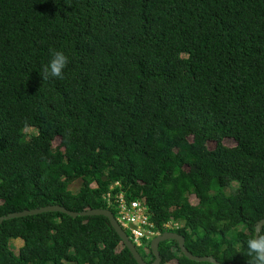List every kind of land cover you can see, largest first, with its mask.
<instances>
[{
	"label": "trees",
	"instance_id": "1",
	"mask_svg": "<svg viewBox=\"0 0 264 264\" xmlns=\"http://www.w3.org/2000/svg\"><path fill=\"white\" fill-rule=\"evenodd\" d=\"M120 195L195 257L264 264V0H0V219ZM0 264L138 263L107 218L50 212L0 225Z\"/></svg>",
	"mask_w": 264,
	"mask_h": 264
},
{
	"label": "water",
	"instance_id": "2",
	"mask_svg": "<svg viewBox=\"0 0 264 264\" xmlns=\"http://www.w3.org/2000/svg\"><path fill=\"white\" fill-rule=\"evenodd\" d=\"M63 213L66 214L72 218H78V217H105L110 221V224L112 228L115 230V232L120 237L122 244L130 251V253L133 255L134 259L138 264H148L144 261L143 257L140 255L139 251L136 249V247L133 245V243L130 241L128 235L123 230V228L119 225L114 215L108 211V210H88L82 213H73L69 212L63 207L60 206H49L42 209H36L32 211H24L22 213L18 214H12L9 217L1 218L0 219V225L5 220L10 219H17V218H23L27 216H33V215H39L43 213ZM264 229V219L257 225L256 227V233H255V241L256 245L260 251L261 256L264 258V250L262 249L260 245L259 236L260 233ZM168 241H174L178 243L179 249L181 253L190 261L198 262V263H211V264H220L215 258L213 257H195L191 253L188 252L185 246V239L184 237L176 234V233H164L161 236H158L155 238L151 243V250L155 256V261L152 264H161L162 258L159 252V246L161 243L168 242Z\"/></svg>",
	"mask_w": 264,
	"mask_h": 264
},
{
	"label": "built area",
	"instance_id": "3",
	"mask_svg": "<svg viewBox=\"0 0 264 264\" xmlns=\"http://www.w3.org/2000/svg\"><path fill=\"white\" fill-rule=\"evenodd\" d=\"M110 200V195L106 197ZM119 214L116 218L123 229L130 232V238L137 248L147 250L149 242L160 235L154 232V225L150 222L148 211L142 201L127 202L123 195L118 197ZM167 233L179 228L177 224L166 225Z\"/></svg>",
	"mask_w": 264,
	"mask_h": 264
},
{
	"label": "rangeland",
	"instance_id": "4",
	"mask_svg": "<svg viewBox=\"0 0 264 264\" xmlns=\"http://www.w3.org/2000/svg\"><path fill=\"white\" fill-rule=\"evenodd\" d=\"M33 133H35L34 130H27V134H33ZM59 144H60V140L58 139L54 143V147H57ZM225 145L228 146V147H235L236 146V144H235V142L233 140H227L225 142ZM209 148L210 149H214L215 148V144L214 143H210L209 144ZM92 187L96 188L97 186L93 185ZM234 187H236V186H234ZM81 188H82V181L79 180V181L75 182L73 185H71L70 191H72L73 193H78ZM231 191H233V189L230 188L229 190H227V193L229 194ZM190 202L192 203V205H196L197 204V200L193 196L190 197ZM10 244H11V247H12V250L14 251V253L17 256H19V252L22 249V247L24 246L23 242L21 240H17V241H11ZM139 251H141V250L139 249ZM170 264H177V262L173 261Z\"/></svg>",
	"mask_w": 264,
	"mask_h": 264
},
{
	"label": "clouds",
	"instance_id": "5",
	"mask_svg": "<svg viewBox=\"0 0 264 264\" xmlns=\"http://www.w3.org/2000/svg\"><path fill=\"white\" fill-rule=\"evenodd\" d=\"M116 220H117V219H116ZM117 222H118V221H117ZM118 223H119V222H118ZM119 225H120V224H119ZM120 226H121V225H120ZM121 227H122V226H121ZM123 230H124V231L126 232V234H127V230H125V229H123ZM166 233H167V232H166ZM170 233H174V232H170ZM162 235H163V234H162ZM158 236H161V235H158ZM158 236L154 237V239L157 238ZM128 237H129L130 241L132 242L130 236H128ZM154 239H153V240H154ZM153 240H152V241H153ZM152 241H151L150 243H152ZM132 243H133V242H132ZM23 244H24V243H23ZM133 245H134V244H133ZM134 246H135V245H134ZM135 247H136V246H135ZM150 248H151V244H150ZM136 249L138 250L137 247H136ZM152 253H153V252H152Z\"/></svg>",
	"mask_w": 264,
	"mask_h": 264
}]
</instances>
